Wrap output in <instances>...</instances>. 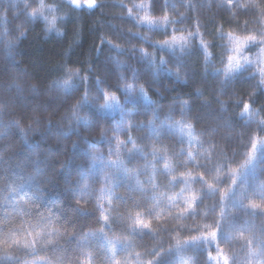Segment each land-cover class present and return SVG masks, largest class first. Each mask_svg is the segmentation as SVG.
Segmentation results:
<instances>
[{
    "label": "trees",
    "instance_id": "1",
    "mask_svg": "<svg viewBox=\"0 0 264 264\" xmlns=\"http://www.w3.org/2000/svg\"><path fill=\"white\" fill-rule=\"evenodd\" d=\"M126 2L122 5L119 0H96L101 7L89 12L84 5V10L77 13L64 7L61 0H44L45 5L54 9L56 27L64 33L58 37L56 33L46 36L45 22L41 19L33 23L26 15L32 7L39 6V0H0V133H3L0 135V216L4 214L3 197L7 196L6 189L11 183L25 185L24 191L30 196L37 188L42 189L44 199L31 211H43L52 216L56 227L66 224L72 231L71 238L60 237L64 251L56 255L63 257L62 264H79V259L86 253L92 254L94 264H108L105 256L110 255L107 251L111 246L109 241L115 245L116 259L122 264L126 256L134 264L137 252L142 254V259H149L145 253L153 247H160L162 252L172 249L166 259L170 264H179L180 256L175 252L177 240L188 242L194 236L214 231V226L206 230L203 225H214V221L220 219L222 232H218L216 243L205 245L206 251L188 248L183 253L184 257L191 258L189 264H208V253L217 256L218 246L229 258V264L233 261L245 264L250 258L244 242L252 240L251 247L255 250L259 241L264 239V159L251 152L252 142H256L258 148L264 142V131L260 130V122L264 121V84L260 83L254 68L231 80L225 79L222 70L226 68L227 56L232 54L228 33L244 36L264 31V23L258 19L264 15V0H252L257 8L247 12L235 7L236 0H233L231 11L228 0H149L148 11L160 27L152 30L142 28L140 34L131 30L134 23L126 13ZM26 3L31 7L26 8ZM165 16L172 23L165 24ZM221 33L224 39H220ZM172 35L185 38L183 51L178 47L179 42L174 52L153 46L170 40ZM201 39L208 44L210 55L207 57L201 48ZM124 47L128 49L123 54L127 66L123 67L120 52L114 48ZM139 50H147L155 62L149 63L148 59L142 58ZM256 51V48L248 49L250 54ZM161 59L166 61L164 65L160 64ZM69 69L88 77L90 99L97 95V80L104 81L100 84L104 92L122 99L120 89L124 80L135 73V81L145 89L152 103L126 104L127 111L134 116L120 127L127 128L129 123L143 124L144 129L133 128L132 135L149 152L153 141L158 147L166 146L169 156L180 152L182 147L184 152L173 161L177 168L181 167L180 161L186 159L188 151L198 157L199 164L206 165L199 171L189 170L194 175L206 172L205 180L218 192L211 197L205 196L196 209L195 218L179 223L168 219L160 224L153 219V229L160 228L157 240L147 235L133 238L129 235L131 229L127 222L120 217L136 214L132 207L134 200L150 207L147 197L151 192L145 197L121 186L115 190V197H123L128 204L120 203L117 207L113 197V209L107 213L110 227L104 226L105 231L100 232L102 221L99 220L96 198L104 184L95 182L99 178H93L83 194L77 191L74 195L71 189L82 186L78 179L91 166L90 155L107 157L109 145L107 141L100 140L99 128H85L81 123L79 131H69L76 128L75 122L69 118L72 102L64 103L65 93L53 83H62ZM171 71L177 72L182 79L174 77ZM72 83L79 86V94L83 95L81 81L76 79ZM13 84L18 85L21 91L18 92ZM33 84L40 85L39 96L30 91ZM184 102L188 107L183 109L182 115ZM245 103L250 105L248 115H242ZM24 106L36 111L25 114L22 111ZM46 106H49L48 110H45ZM101 106L102 103H97L87 112L81 111L80 116L90 115L106 121L109 128L115 127L119 119L98 112ZM153 113L158 114L155 127L160 129V134L158 138L153 135L149 139L147 124L154 119ZM13 121L19 122V128ZM162 123L171 125V131L167 127L161 128ZM188 124L192 125V135H189ZM64 132L69 134L65 136ZM107 135L110 139L114 137L112 131ZM126 138L125 134L120 135V139ZM112 142L114 146L115 140ZM250 154L256 158L250 165L242 167ZM128 164L132 168L139 167L143 160L133 157ZM157 167L162 169L163 165L158 164ZM37 169L40 172L38 182L29 184L28 177L35 175ZM230 170H235V185H231L229 180ZM150 172L151 169L147 172L141 170L139 176L146 187ZM217 175L220 176L219 181ZM168 180L170 177L158 172L159 184L166 185ZM181 187L183 185L169 189L167 195L179 193ZM229 187L233 194L223 201L224 216L221 218L219 192ZM192 189L197 192L200 184L192 185ZM191 194L185 192L186 196ZM166 203L165 200L160 207ZM252 204H258L260 208L253 209ZM24 207L21 203L15 210L11 206L6 209L8 220L15 228L19 227L21 219H29L18 215V210ZM56 216H60V220H56ZM144 218L152 219L147 215ZM229 236L236 238L227 239ZM126 245L127 252L124 251ZM17 254L22 256V253Z\"/></svg>",
    "mask_w": 264,
    "mask_h": 264
},
{
    "label": "snow or ice",
    "instance_id": "2",
    "mask_svg": "<svg viewBox=\"0 0 264 264\" xmlns=\"http://www.w3.org/2000/svg\"><path fill=\"white\" fill-rule=\"evenodd\" d=\"M64 7L68 8L72 12H81L84 10V5H86L87 10L92 12L93 10L101 7L97 5L96 0H61ZM233 0H228L229 11L232 10ZM26 8L31 7L29 4H25ZM48 8L50 11H54L52 6L45 5L44 0H39L38 7H32L30 12H26L28 18L35 23L37 20L45 21V34L46 36L55 30V33L58 37L64 35L59 28L56 27L57 17L53 16L49 20L48 16L45 15V8ZM143 7V5H139ZM236 8L244 9L246 12L250 10H255L257 5L248 0L246 3H240L239 0L235 2ZM131 14V9L128 10ZM59 19L64 20L66 17H59ZM147 20V18H144ZM261 23H264V15L258 16ZM164 23L169 24L172 21H169L167 16L164 17ZM247 23V22H245ZM149 30L153 28H159V24H153L151 21H148ZM247 32V28H245ZM23 35V33H21ZM193 35V33H189ZM220 39H224L223 34L221 33ZM228 39L231 42V53L227 56V65L226 71L224 73L226 80H231L236 75L250 69L254 64L257 66V72L260 77V83L264 84V31H259L255 34L249 33L244 36H236L232 33H228ZM180 43L181 51L185 46L186 40L183 36L177 37L172 35L170 40H164L159 45H153L154 47H159L160 49H168L172 52L175 51V46L177 43ZM110 43V42H109ZM201 48L205 51L206 57L210 55L207 52L208 44L201 39ZM251 50L252 48L258 49L257 56L255 59H249L248 56L244 55L245 49ZM142 58L148 59L149 63H153V59L149 57V54L141 50ZM165 60L161 59L160 64L164 65ZM119 66V65H118ZM134 80H135V73ZM177 79H179V74ZM254 75H256L254 73ZM74 79L80 80L84 85L83 95L79 94V86L74 85L72 81ZM123 77H120V80L123 81ZM57 89L62 90L65 93L64 103L69 101L72 102V107L68 111L70 112V119L73 120L76 124V128H70L69 131H79L81 123L85 128L96 127L100 129L99 138L101 141H107L109 148L107 157L103 154H91V166L80 174L78 179V184L82 186L79 189H71L76 194L77 191L83 194L86 190L89 189V181L93 178H99L95 182H102L104 187L100 189V195L96 198V208L99 212V220L102 221V226L100 227V232L105 231L104 226H109L110 217L107 214L110 210L113 209V197H115V190L119 187L124 186L132 192H140L141 194L147 197V194L151 192V196L147 197L151 206L137 203L135 200L132 201V207L135 209L136 214L133 216L131 213L127 217H120V213L117 212V216L122 220L127 222L128 228L131 229L129 235L135 238L139 236H150L154 241L158 239L160 228L153 229L152 221L153 219L160 224L161 221H167L171 219L172 221L179 223L180 221H186L188 219H193L197 216L196 209L201 206L205 196L211 197L217 194L218 189L214 188L213 184L208 183L205 180L206 172H200L199 175H194L193 171L189 169L200 170L205 168L206 165L199 164L198 157H196L191 151L185 153L186 159L182 158L180 161L181 167L177 168L173 161L177 156H180V153L184 152V149L181 147L180 152H174L173 156H169L166 146L158 147L157 142L153 141L149 147L150 152L146 151L144 147L138 144V140L133 137L132 131L133 128L136 130H143L144 125H133L128 124L127 128L120 127L124 123L131 121L134 114L125 112L121 101L117 98L116 95H109L100 88V84L104 83L102 80H97L95 83V88L97 95L96 97L90 99L91 88L88 84V77L82 75L79 71L68 70V74L63 78V82L55 81L53 82ZM12 86L17 88V91H21L18 85L13 84ZM40 85L33 84L30 91L35 96H39ZM75 88L76 91H71ZM125 94V100L131 103H137L143 101L146 105L152 103L149 100L145 89L141 87L138 93H134L133 84L125 83L124 87L120 89ZM103 99L105 103L97 109L98 112H109V111H119L120 120L116 122V126L109 128L107 127V122L103 120L95 119L86 115L84 117L80 116L81 111L87 112L88 109L95 107L99 99ZM49 106H46L45 110H48ZM188 107L187 102H184L181 105L182 115L183 109ZM244 111L242 115L249 112L250 105L245 103ZM22 111L25 114H28L31 111H36L35 108L30 106L22 107ZM153 120L148 121L147 128L149 132V139L155 135L157 138L160 134V129L155 127V119L158 118L157 113H153ZM170 119V117H166ZM16 127L19 128V122L13 121ZM38 123V121H37ZM176 123H180L176 121ZM167 127L171 131V125L161 124V128ZM187 127L190 129L189 135H192L191 129L192 125L188 124ZM260 130L264 131V121L260 122ZM112 131L114 133L113 138H109L107 133ZM23 132V129H21ZM69 133L64 132L63 135L67 136ZM125 134L126 140L120 139V135ZM3 135V133H0ZM113 139L115 140V145L113 146ZM191 143V141H189ZM131 147H128V145ZM73 147H76L73 144ZM251 152L257 153L260 159H264V142H261L260 147L258 148L256 142L251 143ZM114 157V159H113ZM133 157H140L143 160V164L139 167H129L128 162L133 159ZM256 158L251 154L249 159L245 161V165H250L252 160ZM210 160V157H209ZM162 164V169H158L157 165ZM65 164V168H66ZM223 167V166H221ZM151 169L150 174L147 176V187L145 183L139 179L141 170L147 172ZM232 174L229 176L231 185H235L237 180L235 178V170H230ZM158 172L166 177H170L166 185L159 184L157 182ZM179 172V175L176 173ZM219 172V169H217ZM40 175L39 169L36 170V174L28 177L29 184L36 181L38 182V176ZM217 181L220 180V176L217 175ZM134 182V186H133ZM200 184V189L197 192H193L192 185ZM178 185H183L180 192L175 195H167V191L171 188H174ZM25 185H16L14 182L11 183L7 191V196L3 197V205L5 206V211L2 216H0V249H2V254H0V264H62L63 257L57 256V252H63L64 249L60 243V237H65V239L72 237V231L66 224H61L60 227L55 226V222L52 219L51 215H46L45 212L37 210L32 212L31 209L36 206L40 201L44 199V192L42 189L37 188L36 191L30 196L28 192L24 191ZM164 191H161V189ZM105 191H107V199L105 198ZM185 192H191L190 196H186ZM22 193V195H21ZM232 188L229 187L219 192V200L221 205V218L224 216L223 201L232 195ZM19 197V199H15ZM117 201V207L120 203L125 205L128 204V201L124 200L123 197H115ZM167 203L163 208L160 206L164 204V201ZM23 204L25 207L18 210V215L21 217H29V219H21L19 221V227L15 228L12 226L11 222L8 220L7 207L11 206L15 210L16 205ZM76 203L79 204L80 200L77 199ZM107 204V207L105 206ZM253 209H259L260 205L252 204ZM166 210V215H165ZM51 212V210H47ZM175 211V214L173 212ZM147 215L152 219H145L144 216ZM205 215H207L205 213ZM33 219L35 223H33ZM56 220H60V216H56ZM215 227L216 230L211 232H205L200 236H194L188 242H181L177 240V246L175 249L176 254L180 256L179 264H189L191 258H185L183 253L188 248L195 249L197 251H206L204 248L205 245L211 246L216 243L218 238V232H222L221 220L218 219L214 221V225H203L204 229H209ZM63 229V231H61ZM199 231V228H197ZM236 237L229 236L227 239H235ZM111 246L108 248V253L105 259L108 261V264H122L121 260L116 259V248L115 245L109 241ZM252 240H246L244 242V247L248 249L249 260L245 264H252V261H255V264H264V239H261L256 246L255 250L252 249ZM128 246L126 245L124 251L127 252ZM49 251L53 255L49 256ZM83 251V249H81ZM173 250L169 249L166 252H162L160 247H153L150 251H146L145 255L150 257L147 260L142 259V254L137 252L136 260L134 264H170V261L166 259V256L170 254ZM17 253H22L18 255ZM229 264V258L223 253V249L217 246V256L213 257L211 253H208V264ZM79 264H94L93 257L91 253H86L83 258L79 259ZM123 264H132L127 259V256L123 260ZM235 264V261H233Z\"/></svg>",
    "mask_w": 264,
    "mask_h": 264
},
{
    "label": "rangeland",
    "instance_id": "3",
    "mask_svg": "<svg viewBox=\"0 0 264 264\" xmlns=\"http://www.w3.org/2000/svg\"><path fill=\"white\" fill-rule=\"evenodd\" d=\"M121 2L122 5H124V3L126 2V13L129 17V20L130 22H133L134 24L132 29L131 30H134L136 31L137 33H141V29L142 28H145V27H148V21H151L153 24H158V21L151 15V13L148 11V5H149V0H119ZM139 5H143V7H139ZM129 9H131V14H129ZM45 15L48 16L49 20L52 19L53 17V11H50L48 8H45ZM147 18V20H145L144 18ZM44 21V20H43ZM45 22V21H44ZM141 26V28L138 29V27ZM52 33H55V30H53ZM180 47V45L178 46ZM116 51H119L120 52V63L121 65L124 67V66H127L124 59H123V54L127 51L126 49H128V47H124V48H114ZM113 49V50H114ZM129 49H134V48H129ZM140 53H141V50H139ZM143 51H147V50H143ZM257 52H258V49L256 51V53L254 54H250L248 52V49L246 48L244 50V55L248 56L249 59H255L256 56H257ZM153 62H155V60H153ZM227 65V64H226ZM251 68H254L256 70V73L257 72V66L254 64ZM226 71V68L225 70H222L223 74L225 73ZM172 74H174L173 76L177 78V75L178 74L177 72L175 71H171ZM182 79V76H179V80ZM76 79H74L73 81H75ZM72 81V82H73ZM125 83H128V84H133V88H134V93H138L139 92V89L141 88V86H139V84H137V82L134 80V75L132 74L131 78L129 79H125L124 80V84ZM124 84L122 85V88L124 87ZM75 85V84H74ZM123 93V92H122ZM102 99V98H101ZM100 99V100H101ZM119 99V98H118ZM98 101V103H102V105L105 103V101L102 99V102L101 101ZM123 105V109L125 112H128L125 105L126 104H138V103H142L143 101H139L137 103H131L129 101H126L125 100V94L123 93V98L119 99ZM97 104V103H96ZM251 109H249L250 111ZM105 113V112H103ZM248 113H246V115H248ZM105 115H107L108 117L110 118H117L120 120V112L119 111H109V112H106Z\"/></svg>",
    "mask_w": 264,
    "mask_h": 264
}]
</instances>
